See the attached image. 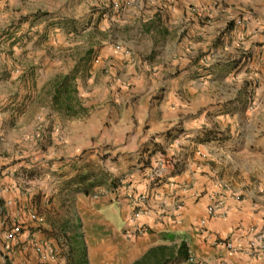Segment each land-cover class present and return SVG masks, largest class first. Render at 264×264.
Returning <instances> with one entry per match:
<instances>
[{"label":"crops","instance_id":"obj_1","mask_svg":"<svg viewBox=\"0 0 264 264\" xmlns=\"http://www.w3.org/2000/svg\"><path fill=\"white\" fill-rule=\"evenodd\" d=\"M71 1L0 0V212H12L4 204L12 199L19 207H30L38 217L37 222L26 221L9 264H141L158 248L171 249L180 264H189L190 254L205 264H264V254L252 259L215 244L244 238L250 227L264 230V124L259 126L252 116L239 123L221 115L229 107L224 90L229 86L234 87L230 91L238 90L232 75H223L220 85H213L205 81V72H196L190 80L165 83L159 101L140 105L136 100L154 92L159 79L158 73H148L143 63L141 70L132 71L131 80L137 88L132 89L133 98L127 106L109 103L106 95L94 102L89 97L83 115L75 114L71 107L62 112L54 102L62 68L45 52L46 23L53 31L59 30L63 22L76 19L72 9L85 3L86 8L96 6L94 12L104 11L106 19L108 14H117L109 22L138 24L141 14L154 10L151 5L156 3ZM164 1L157 7L171 9L173 0ZM5 31L13 32V39L25 32L33 37L14 41L8 51L4 48L7 38L2 36ZM107 55L101 52L102 57ZM210 94L218 97L207 98ZM206 111H213L218 119L205 122ZM103 155L111 160L107 164L111 179L124 176L146 196L144 213L137 215L124 201H113L110 179L99 185L89 180L73 190L77 194L63 201V215L55 199L41 200L40 208H52L47 215L31 207L33 194L41 191L44 195L52 187L49 190L45 174L43 182L34 180L27 186L18 177L32 171L25 169L44 170L53 160L60 167L55 176H65L71 170L72 177L76 169L97 166ZM147 156L150 161L173 160L177 164L164 172L159 183H150L145 178L148 167L143 164ZM222 186L228 189L223 191ZM62 189L58 186L55 191ZM220 194L225 195L228 212L224 217L209 218L206 208L212 197ZM178 202L183 207L176 212ZM140 226L146 228L144 234L126 235ZM64 235L69 239L67 252L59 249ZM37 242L48 245L54 255L40 259L32 248ZM181 245L186 260L180 255ZM241 245L246 246L245 239Z\"/></svg>","mask_w":264,"mask_h":264},{"label":"rangeland","instance_id":"obj_2","mask_svg":"<svg viewBox=\"0 0 264 264\" xmlns=\"http://www.w3.org/2000/svg\"><path fill=\"white\" fill-rule=\"evenodd\" d=\"M154 2L155 5H151L154 10L148 9L147 14H141L138 24L109 22V19L117 17V14H108L106 19L103 16L104 11L99 9L94 12L92 9L98 8L94 5L86 8L85 3L81 7H74L72 16L76 19L63 22V26L57 27V31H53L50 23L46 21L43 32L45 52L54 59L56 66L62 68V74L56 82V100L54 97V102L61 107V111L71 107L75 114L83 115L86 108L84 105L89 97L94 102L95 98L97 101L102 98L104 100L106 95H109V103H124L127 106L133 98L132 89L137 88L133 83L135 81L131 80L133 72L141 70L145 63L148 73H158L159 79L155 80L158 85L154 92L146 93L136 100L137 104L148 105L159 101L165 83L190 80V76L196 72H205L208 77L205 81L210 80L213 85H220L223 75H232V80H235L232 82L237 85L238 90L236 93L230 91L234 90L233 86L224 90L223 96L228 100L226 104L229 107L224 109L221 115L227 116L228 120L236 119L239 123L247 116H252L259 126H263L264 0H173L170 3L171 9L162 7L164 0ZM158 4L162 6L157 7ZM168 21L171 22L170 25H167ZM2 36L7 38L4 48L8 51L12 49L11 43L33 37L29 36V32H25L13 39L11 31H5ZM103 51L108 53L105 58L101 56ZM64 88L68 91L63 92ZM214 97L218 96H207L210 99ZM215 115L213 111H206L205 122L218 119ZM149 157L143 161L147 167L149 163L156 161H150ZM1 158L3 157L0 154V176L3 168ZM99 161L101 163L92 168L76 169L77 173L70 177L73 173L71 170L65 176H55L60 171L59 162L50 160L44 170L25 169L32 171L21 172L18 177L29 186L28 182H43L44 174L48 175L46 184L49 190L52 187L51 190L44 195H41V191L39 194H33L31 207L35 209L36 206V212L39 209L47 215L52 208H40L41 200L55 199V206L63 215L66 212L63 201L76 195L77 192L73 190L84 187L88 181L79 184L73 182L75 184L72 186L76 187L68 185L69 182L76 181L86 174L98 185L110 179V190L120 182L131 184L124 176L114 179L108 176L110 170L107 164L111 160H108L106 155ZM58 186H63L62 192L55 191ZM7 207L12 210L9 215L0 212V222L7 223V227H10L13 214L19 213L22 216L27 214L30 208L19 207L14 201ZM22 221L24 228L26 219L22 218ZM64 227L67 229L69 226ZM63 238L59 249L67 252L69 239L66 235ZM36 244L51 250V255H54L53 249L48 245L38 242ZM14 247L16 244L11 246L10 255L0 253V264H9ZM173 256L171 249L153 250L141 264H180Z\"/></svg>","mask_w":264,"mask_h":264},{"label":"built area","instance_id":"obj_3","mask_svg":"<svg viewBox=\"0 0 264 264\" xmlns=\"http://www.w3.org/2000/svg\"><path fill=\"white\" fill-rule=\"evenodd\" d=\"M162 161V162H160ZM177 164L176 161H152L146 170L145 178L148 182L157 184L159 183L163 177L164 172L167 171L168 168H174ZM223 191L228 189V186H222ZM111 198L113 201L119 203L120 201H124L129 207L133 209L137 213V215L145 212V203L146 196L142 193H138L131 184H123L120 182L116 187L110 190ZM232 196H236L232 194ZM225 195L220 194L217 196H213L210 204L206 208V215L209 218H219L224 217L228 210L225 208ZM13 204L12 199H8L5 202L6 206H11ZM183 207L182 202H178L176 204V212L179 211ZM23 219H26L28 222H37L38 217L33 212H27L22 216L19 213H15L12 215L10 227H7V223L0 222V253H4L6 256L12 253L11 246L18 242L21 234L23 233ZM146 232V228L144 226H140L135 228L132 231H128L126 235L128 237H137ZM245 239L246 246H242V240ZM215 244L222 246L228 252H237L244 254L252 259H256L264 254V230H258L254 227H250L246 234L243 237L238 238L236 241L227 239L219 242H215ZM34 253L42 260L48 259L51 256L52 251L44 249L37 244H33L32 246ZM189 264H205L203 262L198 261L193 255H189L188 257ZM214 264H225L224 261H218Z\"/></svg>","mask_w":264,"mask_h":264},{"label":"trees","instance_id":"obj_4","mask_svg":"<svg viewBox=\"0 0 264 264\" xmlns=\"http://www.w3.org/2000/svg\"><path fill=\"white\" fill-rule=\"evenodd\" d=\"M68 91V89L67 88H64V90H63V92H67ZM55 100H56V97H55ZM90 180V177H89V174H86L85 176H82V177H80L79 179H76V181H71V182H69V184L68 185H70V186H72V185H74L75 183L76 184H79V183H82V182H87V181H89ZM73 182H75V183H73ZM86 193V192H85ZM181 250H180V255H182V258H184V260H186L187 259V254H186V252H185V248H184V246L183 245H181V248H180ZM164 249L163 248H158V249H156L155 251H163ZM184 250V251H183ZM161 258H162V256H161ZM164 261V260H163ZM138 263H140V262H137V263H135V264H138Z\"/></svg>","mask_w":264,"mask_h":264},{"label":"water","instance_id":"obj_5","mask_svg":"<svg viewBox=\"0 0 264 264\" xmlns=\"http://www.w3.org/2000/svg\"><path fill=\"white\" fill-rule=\"evenodd\" d=\"M168 238H171V236H169Z\"/></svg>","mask_w":264,"mask_h":264}]
</instances>
